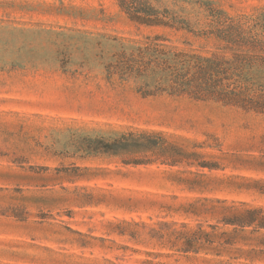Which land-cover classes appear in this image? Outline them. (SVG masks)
<instances>
[{"label": "rangeland", "instance_id": "374dc122", "mask_svg": "<svg viewBox=\"0 0 264 264\" xmlns=\"http://www.w3.org/2000/svg\"><path fill=\"white\" fill-rule=\"evenodd\" d=\"M0 0V264H264V115L144 97L114 65L148 37L211 57L264 0Z\"/></svg>", "mask_w": 264, "mask_h": 264}, {"label": "trees", "instance_id": "16d2710c", "mask_svg": "<svg viewBox=\"0 0 264 264\" xmlns=\"http://www.w3.org/2000/svg\"><path fill=\"white\" fill-rule=\"evenodd\" d=\"M129 18L149 27L176 26L167 10L145 0H119ZM245 23L221 22L217 28L225 42L211 57L160 43L161 35L148 37L136 53L123 54L113 66L122 80L133 79L144 97L167 94L194 100H212L246 112L264 115V34Z\"/></svg>", "mask_w": 264, "mask_h": 264}]
</instances>
